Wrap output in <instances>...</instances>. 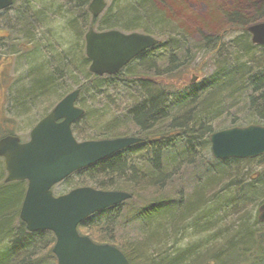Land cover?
Here are the masks:
<instances>
[{
  "label": "trees",
  "instance_id": "1",
  "mask_svg": "<svg viewBox=\"0 0 264 264\" xmlns=\"http://www.w3.org/2000/svg\"><path fill=\"white\" fill-rule=\"evenodd\" d=\"M16 1L10 8L38 6L36 0L17 2L21 5ZM89 2L70 0L83 16L69 20L71 33L82 41L80 66L74 62L84 78L80 104L84 106V91L94 101L122 88L120 97L134 105L94 139L134 135L142 140L61 182L71 189L89 185L131 195L118 206L86 218L79 232L96 243L116 246L129 264H264V221L258 218L264 201V169L252 171L251 162L257 157L216 159L210 149L214 131L264 126V45L252 43L246 29L264 19V3L247 0L227 12L226 21L239 33L225 40L212 33L194 39L183 28L173 27L176 21L163 0H111L96 18L87 9ZM83 22L97 31L149 34L161 40V47L142 52L115 75H96L87 68L79 28ZM27 23L23 20L25 32L30 29ZM28 39L26 35L11 44L25 54ZM197 55L203 57L194 69L203 68L209 59L212 72L201 81L191 78L187 88L185 76ZM68 59L59 58L61 69L64 64L69 68ZM54 66L43 60L40 72L31 77L33 86L12 94L15 102L27 107L37 104L38 96L52 95L61 81ZM86 115L96 117L85 111L80 120ZM120 127L125 131L120 132ZM258 158L264 159V153ZM0 159V264H57L51 250L54 234L29 232L20 220L27 181L5 182ZM134 226L137 235L130 238L128 231ZM188 233L189 238L204 237L176 244Z\"/></svg>",
  "mask_w": 264,
  "mask_h": 264
},
{
  "label": "water",
  "instance_id": "2",
  "mask_svg": "<svg viewBox=\"0 0 264 264\" xmlns=\"http://www.w3.org/2000/svg\"><path fill=\"white\" fill-rule=\"evenodd\" d=\"M13 0H0V10ZM106 0H91L88 9L96 18ZM254 44L264 45V22L247 27ZM158 40L141 32L116 29L85 34V52L89 71L96 75H114L131 59ZM79 90L66 95L30 131L29 140L8 134L0 138V157L6 170L5 182L26 180L27 188L19 217L29 232L51 231L55 236L52 253L57 264H129L124 253L109 243H96L78 231V225L92 214L116 206L131 197L121 190H102L78 186L54 195L52 186L70 174L97 163L139 142L135 136L77 141L71 125L84 110L74 106ZM211 153L217 159L254 158L264 153V126L250 124L215 131L210 136ZM264 221V201L259 207Z\"/></svg>",
  "mask_w": 264,
  "mask_h": 264
},
{
  "label": "rangeland",
  "instance_id": "3",
  "mask_svg": "<svg viewBox=\"0 0 264 264\" xmlns=\"http://www.w3.org/2000/svg\"><path fill=\"white\" fill-rule=\"evenodd\" d=\"M28 3L29 1L26 0ZM36 5L38 6H45L43 7L45 14L44 18L41 20V36H43V32L47 31L46 36L50 38V41L52 42H59L60 39H65L66 44V51L69 53V50L73 47L74 48V35L71 33V25L69 26V20L74 15L79 17L82 13L77 11L73 8L70 3V0H36ZM165 4L167 5L165 8L170 12L171 16H173V19L176 21L173 25V27H181L184 30H186L194 39H199L201 35L212 33L215 35L224 36L225 40L230 39L232 36L239 33V28L237 26H234L226 21L225 16L227 12L233 10L236 5L242 4L246 5L247 0H163ZM254 3H264V0H250ZM17 2H23V0H17L16 5H21ZM111 0H107V3L109 4ZM30 5V4H29ZM31 6V5H30ZM164 6V5H163ZM249 10V9H248ZM55 13H60L55 14ZM65 14L64 21H61V16ZM81 18L83 16L81 15ZM88 19V18H87ZM82 20V19H81ZM261 21H264L262 19ZM259 22V21H258ZM257 23V22H256ZM96 25V24H95ZM84 25V22L82 25L79 26L81 28L80 32L82 36L85 34L88 28ZM247 27V26H246ZM95 30H97L96 27H94ZM50 32V33H49ZM5 41V40H4ZM3 41L0 40V49H2V43ZM6 46V45H5ZM6 51V50H5ZM1 52V51H0ZM2 54H0L1 56ZM202 55H197L194 59L192 65H190V68L187 70L185 79H186V87H190L188 85V82H190L191 78L197 77V81H201L204 79L203 77L210 74L212 72V62H209V59L207 63L204 65V67H197L194 69L195 66L201 61ZM6 61L8 59L3 58ZM2 61L1 66L4 68L5 61ZM41 59H46L45 56H42ZM79 61V55L76 57V62ZM16 61H14V64ZM137 65V63H134ZM79 65V64H78ZM21 65L14 66L12 68V73L14 74L12 78L18 75L17 71L20 69ZM1 68V69H2ZM7 69V68H6ZM4 69V70H6ZM9 69V67H8ZM3 70V71H4ZM25 70V67L23 68V71ZM6 72V71H5ZM4 75V73H2ZM17 74V75H16ZM206 74V75H205ZM82 75V74H81ZM81 77V81H84V78ZM114 90V89H113ZM4 88H0V94L3 93ZM116 91V90H115ZM124 91L122 88L119 87V89L114 92L112 90L109 91V94L106 95H99L97 98H95L94 101H91L89 98V91L84 93L83 99H84V108L87 109L89 115H96L95 118H90L91 116H87L81 121H78L75 126H73V134L76 138V140L82 141L84 140V137H89L93 140L94 138L101 136L102 133H104V130H106V125L108 123L113 122L116 117L119 115H122L123 113H126L125 108L131 105H134L131 100H127V98H121L120 96L123 95L121 92ZM114 92V95L112 96ZM124 96V95H123ZM112 97L115 99V101L112 100ZM6 98V97H5ZM110 99V100H107ZM4 115H6V109L2 112ZM43 113V110L39 109L38 111H31V112H25L24 117L28 119H33L34 116L39 117ZM40 114V115H38ZM115 118V119H114ZM30 121V120H29ZM33 125H29L28 123H24V121L19 120V124H14L12 122L9 123L6 126L0 125V136L6 134L10 130L18 135L20 137V140L27 141L29 138V132ZM129 130L131 128H128ZM128 130V131H129ZM125 131V129H121L120 132ZM253 159V158H252ZM257 159V160H256ZM1 160V159H0ZM263 158H255L251 164H253L252 171L258 172L264 169V162ZM71 188L64 183L57 184L53 187L52 191L55 195L66 193ZM135 227V226H134ZM136 227L130 228L128 231V237L132 238L136 236ZM123 233L120 231L118 234ZM190 233H192L190 231ZM187 235V234H186ZM185 235V236H186ZM119 236V235H118ZM184 238H179V240H176V244L178 245H184L188 241H199L204 236H192L189 238L188 236Z\"/></svg>",
  "mask_w": 264,
  "mask_h": 264
},
{
  "label": "flooded vegetation",
  "instance_id": "4",
  "mask_svg": "<svg viewBox=\"0 0 264 264\" xmlns=\"http://www.w3.org/2000/svg\"><path fill=\"white\" fill-rule=\"evenodd\" d=\"M89 3L87 5V9ZM44 14L45 11L43 8L41 9L40 6L30 5L15 8L12 7L10 9L0 11V40H2V43L6 45L5 46L2 44V49H0V54H2L0 56V60H2L3 58L8 59L7 61L3 59L5 61L4 68H2V61H0V88H4L3 93L0 94L1 126H6L9 123L11 124L12 122H14V124H19V120L24 121V123L26 124L28 123L29 125L35 126L42 118L49 114L50 111L66 95L75 90H79V94L77 96V99L75 100L74 106L83 109L85 113L84 106L80 104V95L82 92L80 87V84L82 83L80 77L81 71L79 67L74 64V62L76 63L77 55H79L78 62L81 63L82 41L79 39V36L78 38L74 37V48L72 47L69 50V53H67L65 39H60L59 42H52L50 41V38L46 36L47 31H44L43 36L40 37L42 29L41 25H45L40 24L41 20L44 18ZM55 14L60 15V13ZM64 19L65 14L61 16V21H64ZM23 20L28 21L27 25H30V29L27 32H25L26 26L23 24ZM79 22L80 21H78V24ZM26 35L29 37V42L28 44H26V48H28V51L25 54H19L14 49L15 45L11 43L19 42L22 38L24 39ZM83 38L85 50V34L83 35ZM158 41L160 42L161 40L158 39ZM159 42L158 44H156V46L148 48L147 50H156V48L159 49L161 47V44L160 46H158ZM72 55L73 57H71ZM42 56H45L46 59H41ZM66 57L69 58V68L66 69V65L68 64H64V69H61L62 67H60L61 64L58 63V60L59 58L65 60ZM43 60L55 65L53 72H58L57 75L61 77V81L57 86V90L52 95L44 99L43 97L38 96L36 98V101L38 102L35 105L33 104L25 107V105H21L19 102L16 103L15 98L12 97V94H15L16 91L20 92L25 89L29 90L33 86L31 77L34 76L37 72H40V65L41 63H43ZM14 61H16L15 64ZM80 63H78L79 66ZM87 64V68L89 69L90 61L87 62ZM19 65H21V67L17 71V73L19 72L18 75L16 74L17 76L12 78L11 80V77L14 76V74L11 72L12 68ZM24 67L25 70L23 71ZM2 73H4V75ZM66 73H69V75L67 76ZM91 90L94 89L91 88ZM83 93H86V91H84ZM89 99H91V97ZM23 104H27V102ZM5 109L6 115L2 113ZM39 109H41V111L43 110V113H40L41 115L38 114L40 115L39 117L36 118V116H34L33 119L24 117L25 112L38 111ZM81 118L75 120L72 123L71 127L77 124V122L80 121Z\"/></svg>",
  "mask_w": 264,
  "mask_h": 264
},
{
  "label": "bare ground",
  "instance_id": "5",
  "mask_svg": "<svg viewBox=\"0 0 264 264\" xmlns=\"http://www.w3.org/2000/svg\"><path fill=\"white\" fill-rule=\"evenodd\" d=\"M41 7V9L43 8V7H45V6H40Z\"/></svg>",
  "mask_w": 264,
  "mask_h": 264
}]
</instances>
